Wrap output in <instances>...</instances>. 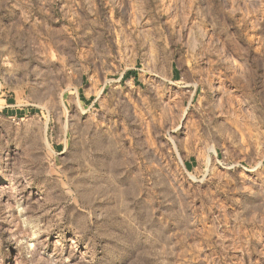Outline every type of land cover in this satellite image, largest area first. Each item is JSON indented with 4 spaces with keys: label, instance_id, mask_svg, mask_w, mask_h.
I'll return each mask as SVG.
<instances>
[{
    "label": "rangeland",
    "instance_id": "1",
    "mask_svg": "<svg viewBox=\"0 0 264 264\" xmlns=\"http://www.w3.org/2000/svg\"><path fill=\"white\" fill-rule=\"evenodd\" d=\"M0 264H264V0H0Z\"/></svg>",
    "mask_w": 264,
    "mask_h": 264
},
{
    "label": "bare ground",
    "instance_id": "2",
    "mask_svg": "<svg viewBox=\"0 0 264 264\" xmlns=\"http://www.w3.org/2000/svg\"><path fill=\"white\" fill-rule=\"evenodd\" d=\"M170 2V1H169ZM228 2V1H227ZM239 22H240V20H239Z\"/></svg>",
    "mask_w": 264,
    "mask_h": 264
}]
</instances>
